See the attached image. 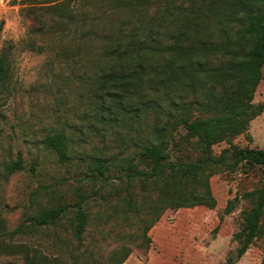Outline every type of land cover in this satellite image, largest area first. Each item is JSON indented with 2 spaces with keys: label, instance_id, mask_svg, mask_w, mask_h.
<instances>
[{
  "label": "rangeland",
  "instance_id": "obj_1",
  "mask_svg": "<svg viewBox=\"0 0 264 264\" xmlns=\"http://www.w3.org/2000/svg\"><path fill=\"white\" fill-rule=\"evenodd\" d=\"M44 20L42 27L29 0H0V52H7L11 64L0 93V264H113L116 252L124 248L130 254L123 264H264V236L242 257L237 256L235 237L243 225V210L250 207L243 194L264 184L262 166L216 171L210 177L215 205L165 209L148 230L151 242L146 243V221L155 216L136 214L124 203L132 199L151 204L160 186L152 182L143 187L141 180L128 176L124 157L134 151L135 141L148 135L152 119L142 116L128 122L129 128L99 133L102 125L91 114L101 68L98 45L78 47L77 36L69 37V25L48 14ZM255 102L264 103V69ZM62 126L74 138L72 159L65 163L43 142ZM184 134L183 129L174 134L173 162L199 155ZM248 135H237L233 143L264 148V111L251 121ZM228 146L225 141L215 144L214 153ZM18 153L24 169L7 173L5 164ZM102 153L114 157L107 177L94 175L88 166L92 156ZM80 193L92 195L86 202L89 223L82 239L73 234L72 213L58 225L27 222L15 231L30 212L59 202L73 204ZM232 201L235 207L228 213Z\"/></svg>",
  "mask_w": 264,
  "mask_h": 264
},
{
  "label": "trees",
  "instance_id": "obj_2",
  "mask_svg": "<svg viewBox=\"0 0 264 264\" xmlns=\"http://www.w3.org/2000/svg\"><path fill=\"white\" fill-rule=\"evenodd\" d=\"M29 9L42 27L47 14L69 25V37L77 36L78 47L98 45L101 68L91 114L102 125L99 133L129 128L128 122L142 116L152 119L148 135L135 141L134 151L124 157L128 176L141 180L143 187L152 182L160 186L151 204L132 199L124 203L136 214L155 216L146 221L147 244L148 230L165 209L215 205L210 177L216 171L264 167V148L233 143L240 134L251 138L250 123L264 111V103L255 102L264 69V0H29ZM10 69L7 52H0V93ZM180 129L199 150L195 160H170V145ZM73 140L62 126L43 142L65 163L72 159ZM223 141L229 146L216 155L214 145ZM113 160L97 154L88 166L94 175L107 177ZM4 169L23 170L22 153ZM79 196L73 204L59 202L30 212L15 231L27 222L58 225L72 213L73 234L82 239L89 223L86 202L92 195ZM243 196L250 207L243 210V225L235 235L238 257L264 236V184ZM234 207L232 201L225 210ZM3 247L10 251L14 246ZM116 254L113 264H123L130 249Z\"/></svg>",
  "mask_w": 264,
  "mask_h": 264
}]
</instances>
